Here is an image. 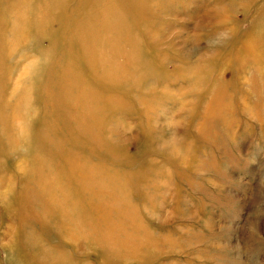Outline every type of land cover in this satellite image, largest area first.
<instances>
[{"label": "rangeland", "instance_id": "rangeland-1", "mask_svg": "<svg viewBox=\"0 0 264 264\" xmlns=\"http://www.w3.org/2000/svg\"><path fill=\"white\" fill-rule=\"evenodd\" d=\"M29 1L37 33L0 16V264H264V0H108L113 82L68 29L91 0Z\"/></svg>", "mask_w": 264, "mask_h": 264}, {"label": "bare ground", "instance_id": "bare-ground-1", "mask_svg": "<svg viewBox=\"0 0 264 264\" xmlns=\"http://www.w3.org/2000/svg\"><path fill=\"white\" fill-rule=\"evenodd\" d=\"M39 1L42 3V6H43L42 13L44 11H46L47 9H51V10H57V14L61 15L64 12L63 11L64 10V3L67 0H63V1L53 0L54 3H56V4H54L55 8H53V7L50 8V5H49L50 3L53 6V2H51L52 0H39ZM124 1L127 3L126 0H124ZM131 2H134V1H131ZM159 7H157V8H159ZM27 9H30L31 11L35 10L31 7L29 0L12 1V2L7 3L6 5L4 4V5L0 6V16L4 17V18H7V17L13 18V16L15 15L18 17V16H20V13L23 12V10L25 11ZM40 9H41V6L39 7V10ZM107 9L109 10V12H105V10H107ZM33 13L35 14L34 18L32 20L27 21V22L25 21L26 24L23 26L27 25L28 27H32L34 29L33 31H35V30L39 29V26H40L39 22L41 21L42 15L36 13V11H34ZM111 15H112V12L110 11V4H109L108 0H91L82 9L80 14L77 16L76 22L74 24H71L68 27V29L70 28V32L73 35L76 48L79 49L80 51H84V55H83V58L81 59V61H83L88 66H93L92 67L93 72H97V73L105 76L107 80L113 82V81H117L119 76L125 74L127 70H129L133 67V64H134L133 58L135 55H134V53L131 52L130 48H128L126 50V46L132 45V43H131L132 40H129L125 43H123V42L122 43H120V42L114 43L112 41L109 42V39H106L105 37H103V39L92 38L93 36L94 37L99 36V35L103 34L104 32H106L107 34L110 35V33H111V32H109L110 29H113V30L116 29V24L112 23V19L111 20L108 19V17ZM103 18H105V19L103 20ZM5 27L9 28L10 23L5 24ZM34 33H37V31H35ZM34 33H32V34H34ZM106 33L104 35H106ZM135 43H133V44H135ZM5 45H6V48L8 49L6 52V55H7V57H9L13 54V51H14L13 37H12V40H10V41L7 40L5 42ZM86 51H87V53H86ZM97 53H102L103 55L98 56V58L96 59ZM118 57H121V58L125 57L127 60H129V62H127L126 59H123V60H125L124 62H122V61L118 62L117 61ZM1 58H4V56H2ZM114 62H115V65L113 64ZM116 62H118V63H116ZM126 62H127V64H124ZM64 65H65V70H66L65 78L67 77L68 74L71 75V76H69L70 79L68 78L70 80V82L65 83V79H64V83L62 85L63 91L67 92V90H71L73 88V84L71 83V80H72L73 75L75 74V71H77V67L74 65H71V64H66V63H64ZM118 71H119V76H118ZM105 74H107V75H105ZM112 74H115L118 77L115 78V77H113ZM59 97L62 99V102L61 101L59 102L60 108L62 107V105H64V111L63 112H65V113H63V114H65V115L69 114L71 108H73V109L78 108V104H77V101H76L74 95H69V94L65 93V95L61 94ZM8 104H9V102H8ZM10 116L12 117V122H15V120L17 119L16 110H13L11 112ZM70 117H69V119L72 120V118H70ZM68 156H69V154H68ZM43 163H44V165H46V163H47L46 160ZM41 165L44 166L42 163H41ZM37 166H39V164ZM39 167H41V166H39ZM34 171H35V169H34ZM43 171H44V169H43ZM39 178H41V177H39ZM47 179H51V178H47ZM54 180H55V177H54Z\"/></svg>", "mask_w": 264, "mask_h": 264}]
</instances>
